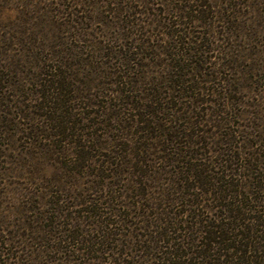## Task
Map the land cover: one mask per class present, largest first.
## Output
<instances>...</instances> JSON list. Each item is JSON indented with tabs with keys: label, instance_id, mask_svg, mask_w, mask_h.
<instances>
[{
	"label": "rangeland",
	"instance_id": "rangeland-1",
	"mask_svg": "<svg viewBox=\"0 0 264 264\" xmlns=\"http://www.w3.org/2000/svg\"><path fill=\"white\" fill-rule=\"evenodd\" d=\"M194 210L256 264L264 0H0V264H229Z\"/></svg>",
	"mask_w": 264,
	"mask_h": 264
},
{
	"label": "trees",
	"instance_id": "trees-1",
	"mask_svg": "<svg viewBox=\"0 0 264 264\" xmlns=\"http://www.w3.org/2000/svg\"><path fill=\"white\" fill-rule=\"evenodd\" d=\"M239 155L238 154H231L230 156L223 158L224 160L231 161L232 163L228 166L229 168L233 169V165L236 163L237 158L239 159ZM234 171L236 170V167L233 169ZM201 172L197 174L198 176V180L201 177V174H203L205 177H207V174L209 173V171H212V168L209 166H206L205 168H202V170H200ZM233 174H238L241 175V172H233ZM243 175H246L243 172ZM196 177V175H195ZM218 176H216L217 178ZM202 178V177H201ZM225 178V175H220L218 179H222ZM201 182V181H200ZM204 180H202V182L200 183L201 185L203 184ZM231 185H233L234 187H238L241 184H238V182L232 181V183H230ZM220 187L221 192H223L222 197L226 198V196L228 195V193H226V189L225 190L222 188L223 186H218ZM229 210L231 212H235L236 213V218L237 216L239 217V215L241 212L238 209H232L229 208ZM194 215H196L194 218L195 219V223L196 221L199 222V224L196 226V229H203L204 231V236L203 238L205 239V248L202 250V253L206 256H217L215 257L216 260H219L220 257H223V262H227L229 264H247L246 262H248V255L246 254V252L248 251L249 247L251 245L250 242L248 241L249 236H251L252 238L254 237L252 234H249L250 229H253L252 226H246V232H241L242 234V238H240L239 240H236L235 238H233L234 240H232L231 235H232V231L229 230V228H231L230 225H225V223H223L222 221L220 222V220L218 221H213V220H204V219H199L197 216L199 215V213L194 210ZM192 214V215H193ZM258 226H264L263 222H260L257 224ZM256 225V226H257ZM258 226H257V230H258ZM195 227V226H194ZM166 228L164 229V231L159 232L158 233V240H162L164 241L165 239V234L166 233ZM193 231V230H192ZM195 231V230H194ZM116 234V230L109 228L106 233L104 234L103 238H101V242L104 244L105 242L110 243L114 240V236ZM236 235L239 236V232L235 233ZM155 237H151L150 240H155ZM203 239V240H204ZM246 239V240H245ZM165 242V241H164ZM166 242H170V240L166 241ZM165 242V243H166ZM177 244V243H174ZM179 246V244H177ZM216 247V248H215ZM262 247H264V243L259 244V245H254V251L256 252L255 258L253 261L256 264H264L261 263L262 261L264 262V260H262L261 258H264V250H262ZM229 253V255H228ZM180 255V253L176 249H169L168 247L165 248V250L163 251V253L161 255L163 256H159V258L162 261V264H176V262L173 260V258L176 255ZM208 254V255H207ZM229 257L232 259V261H229ZM214 258V259H215ZM220 261V260H219Z\"/></svg>",
	"mask_w": 264,
	"mask_h": 264
}]
</instances>
